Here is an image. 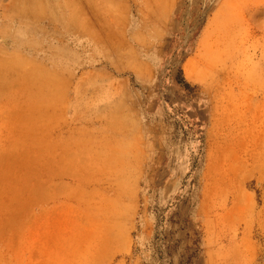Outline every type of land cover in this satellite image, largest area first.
<instances>
[{
	"label": "rangeland",
	"instance_id": "1",
	"mask_svg": "<svg viewBox=\"0 0 264 264\" xmlns=\"http://www.w3.org/2000/svg\"><path fill=\"white\" fill-rule=\"evenodd\" d=\"M0 264H264V0H0Z\"/></svg>",
	"mask_w": 264,
	"mask_h": 264
}]
</instances>
